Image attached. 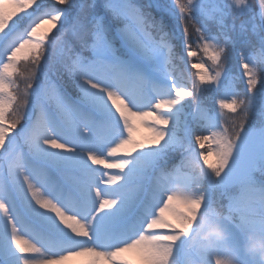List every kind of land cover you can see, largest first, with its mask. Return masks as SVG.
I'll return each instance as SVG.
<instances>
[{
	"label": "snow or ice",
	"instance_id": "6c2138e0",
	"mask_svg": "<svg viewBox=\"0 0 264 264\" xmlns=\"http://www.w3.org/2000/svg\"><path fill=\"white\" fill-rule=\"evenodd\" d=\"M209 3L0 0V264H258L264 0Z\"/></svg>",
	"mask_w": 264,
	"mask_h": 264
},
{
	"label": "clouds",
	"instance_id": "9594fccd",
	"mask_svg": "<svg viewBox=\"0 0 264 264\" xmlns=\"http://www.w3.org/2000/svg\"><path fill=\"white\" fill-rule=\"evenodd\" d=\"M200 220L206 225L202 237L205 241L225 242L229 239L228 233L219 223L206 219L203 215ZM242 251L250 259L257 261L258 264H264V231L258 228H249L244 234ZM220 260L221 264H237L238 257L231 247L225 244L224 254Z\"/></svg>",
	"mask_w": 264,
	"mask_h": 264
},
{
	"label": "rangeland",
	"instance_id": "374dc122",
	"mask_svg": "<svg viewBox=\"0 0 264 264\" xmlns=\"http://www.w3.org/2000/svg\"><path fill=\"white\" fill-rule=\"evenodd\" d=\"M77 1V3H80L81 2V0H76ZM100 2V0H97V3H99ZM256 1V0H255ZM83 2H85L86 3V0H83ZM139 2H141V3H143L144 2V0H139ZM90 4V3H89ZM256 5H257V3H256ZM209 6L211 7V0H210V3H209ZM253 8V7H252ZM254 9V8H253ZM256 9H257V6H256ZM256 9H254V10H256ZM167 18L168 17H166V20H165V22H166V24H169V25H171L173 22L171 21V19H170V21L168 20L167 21ZM248 21H249V17L248 16H241L237 21H236V28H237V33L239 32V29H240V25L241 24H247L248 25V28L250 29L251 28V24L250 23H248ZM209 30H210V33H212V34H215L216 33V31H217V25L215 24V23H213V22H209ZM249 36L251 37V33L249 32ZM195 37H194V35H193V37H191V39H194ZM253 40L255 39L254 37H251ZM179 51H181V54L182 55H184L185 56V65L183 66L184 68H185V71H184V74H185V76L187 77V75H189V73H188V70H187V56H186V54H184L183 53V51L182 50H180V49H178ZM240 50V44H239V42L237 43V45H236V49H230L229 50V58H231L232 57V60H235V58H233V56H232V54L231 53H233L234 54V57H235V52L236 51H239ZM251 51V49L249 48V52ZM239 87L241 88V89H243V87H244V85H243V83H240L239 84ZM207 95V97H208V99H207V101H206V103L207 104H211V100H212V97H213V93H208V94H206ZM188 111L189 112H191V108H189L188 109ZM251 119L253 120V121H256L257 123H259L260 121H261V117L259 116V115H257L256 113H253L252 115H251ZM257 179H260V180H264V176H261L259 173H254L253 174ZM182 258V260H191V257H181Z\"/></svg>",
	"mask_w": 264,
	"mask_h": 264
},
{
	"label": "trees",
	"instance_id": "16d2710c",
	"mask_svg": "<svg viewBox=\"0 0 264 264\" xmlns=\"http://www.w3.org/2000/svg\"><path fill=\"white\" fill-rule=\"evenodd\" d=\"M77 2V1H76ZM99 2V1H98ZM86 3H92V0H86ZM250 3H251V5H252V7L254 8V9H256V1L255 0H250ZM165 20H166V17H165ZM170 21V18H167V21ZM172 21V20H171ZM173 22V21H172ZM166 23V22H165ZM230 54V53H229ZM232 54V56H233V58H235L234 57V54L233 53H231ZM235 63H236V60H232V57L231 58H229V63H228V67L230 68V69H232L233 67H234V65H235ZM185 75V74H184ZM187 77H188V75H187ZM187 77L185 76V78H186V82H187Z\"/></svg>",
	"mask_w": 264,
	"mask_h": 264
}]
</instances>
